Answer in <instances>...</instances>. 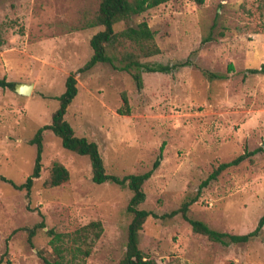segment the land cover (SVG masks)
I'll return each mask as SVG.
<instances>
[{
	"label": "rangeland",
	"instance_id": "rangeland-1",
	"mask_svg": "<svg viewBox=\"0 0 264 264\" xmlns=\"http://www.w3.org/2000/svg\"><path fill=\"white\" fill-rule=\"evenodd\" d=\"M99 1L0 0V78L33 84L27 95L0 87V175L20 184L32 172L36 147L28 140L50 123L66 77L75 72L78 92L65 118L76 135L97 143L107 173L147 171L163 144L139 208L157 215L177 208L218 164L244 153L203 187L188 215L224 232L253 230L264 212V0H170L117 23L118 31L145 21L155 32L160 52L146 60L188 61L170 73L143 72L141 89L108 63L76 72L92 54L90 37L102 29L89 26ZM204 71L226 77L208 79ZM42 143L29 195L0 179V264L53 258L48 229L70 234L64 254L73 260L69 248L82 245L73 232L92 221L101 231L87 233L85 264H119L131 191L93 182L89 157L65 149L51 130ZM53 161L67 167L69 181L45 187ZM41 220L45 227L29 242L24 228ZM139 247L160 264H264V226L247 242L222 244L194 232L180 214L149 216Z\"/></svg>",
	"mask_w": 264,
	"mask_h": 264
},
{
	"label": "trees",
	"instance_id": "trees-1",
	"mask_svg": "<svg viewBox=\"0 0 264 264\" xmlns=\"http://www.w3.org/2000/svg\"><path fill=\"white\" fill-rule=\"evenodd\" d=\"M170 0H100L97 11L89 26H101L102 29L96 31L89 39V45L92 54L89 59L79 67L76 72H84L98 63H108L113 68L125 71L130 74L137 89L143 86V72H162L170 73L175 68L188 64L187 60L178 61L173 64L156 61H148L146 58L154 56L160 52L158 45L154 41L155 32L149 27L147 22L141 21L135 25L127 24L123 29L116 30L115 25L119 22H128L133 17L140 15L146 10L158 6ZM201 4L204 0H194ZM133 44L136 49L129 50L125 43ZM145 59V60H143ZM229 69L232 67L229 65ZM251 72H258V69H250ZM208 79H222L226 75L210 71H204ZM16 82L0 78V87L13 89ZM14 90V89H13ZM78 92L75 72L69 74L65 80V89L57 97L59 105L51 116V121L39 127L32 138L28 140L29 144L35 145L36 156L32 172L25 180L16 184L10 179L0 175V179L9 182L16 189H24L29 195L33 181L38 178L41 171V159L43 151V132L51 130L60 138L62 146L72 152L81 155H87L91 163V180L97 184L103 182H112L131 191V197L126 206V210L132 214V218L127 226V239L125 244L124 255L119 264H160L155 259L146 254L139 247V233L147 217L167 218L176 214L189 223L192 230L199 234L205 235L208 239L222 244L244 243L259 235L264 226V212L259 217L255 228L244 234L224 232L212 228L206 222L192 218L188 215L189 206L197 201L203 187L207 186L211 180L217 179V176L225 169L235 166L246 158V154H240L230 161L218 164L209 175L198 185L195 195L186 197L181 204L171 211L157 215L153 211L145 208H139V204L145 200V192L142 188L143 183L151 176L153 171L158 167L161 159L160 153L153 161L150 169L142 173H129L122 176L107 173L100 154L98 145L95 141L88 140L84 136H78L74 133V128L65 118L68 106L71 104ZM122 101L125 110L129 111L128 99L125 93L122 94ZM69 170L59 161H53L49 169L47 178L43 181L45 187L58 186L69 181ZM45 227L44 221L34 223L30 227L24 228L28 234V241L31 242L33 236L39 228ZM97 229L99 231H97ZM92 231L95 237H98L101 231L99 221H92L73 232L72 240L76 243L79 241L82 245L75 244L69 248L72 253L74 264H85V257L90 254V243L85 238L87 233ZM50 237L48 244L54 253L53 258L42 257L44 264H71L73 260L65 259L64 251L68 248L64 245L65 237L70 234L57 233L53 229L46 231Z\"/></svg>",
	"mask_w": 264,
	"mask_h": 264
},
{
	"label": "water",
	"instance_id": "water-1",
	"mask_svg": "<svg viewBox=\"0 0 264 264\" xmlns=\"http://www.w3.org/2000/svg\"><path fill=\"white\" fill-rule=\"evenodd\" d=\"M32 83L19 82L14 84V91L18 94L27 95L32 90Z\"/></svg>",
	"mask_w": 264,
	"mask_h": 264
}]
</instances>
